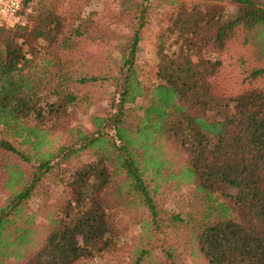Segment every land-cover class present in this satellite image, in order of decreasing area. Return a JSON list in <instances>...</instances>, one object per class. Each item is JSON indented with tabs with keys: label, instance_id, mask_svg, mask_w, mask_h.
Returning <instances> with one entry per match:
<instances>
[{
	"label": "trees",
	"instance_id": "1",
	"mask_svg": "<svg viewBox=\"0 0 264 264\" xmlns=\"http://www.w3.org/2000/svg\"><path fill=\"white\" fill-rule=\"evenodd\" d=\"M50 1H39L29 25L0 27V128L37 158L28 178L20 163L0 158V264L96 258L120 237L115 212L135 207L148 216L139 221L130 264H177L175 248L157 241L162 223L184 220L179 213L159 220L152 197L168 181L173 189L192 187L206 206L188 239L193 259L264 264V67L251 72L259 86L235 95L214 83L216 55L239 30L264 53V6L221 0L228 11L219 0H168L174 7L156 35L155 80L147 86L136 50L148 0L134 2L139 22L115 43L91 32V14L86 28H71V21L66 29ZM78 35L101 43L109 58L116 53L118 71L104 72L96 57L76 53ZM94 86L110 99L105 114L89 113L83 88ZM140 97L142 116L131 131L125 108ZM75 110L91 118V130L75 123ZM0 148L30 160L7 138ZM49 175L63 196L26 211Z\"/></svg>",
	"mask_w": 264,
	"mask_h": 264
},
{
	"label": "rangeland",
	"instance_id": "2",
	"mask_svg": "<svg viewBox=\"0 0 264 264\" xmlns=\"http://www.w3.org/2000/svg\"><path fill=\"white\" fill-rule=\"evenodd\" d=\"M41 0H32L22 11L25 25L31 23V15L35 12ZM138 0H51L50 3L56 12L65 18L64 24H67L69 30L71 28L81 30L88 26V22H84L91 14L92 23L90 24L91 32L102 36L105 40L110 37L108 42H114L115 39L130 34L133 30L134 22H139L138 17L134 19V13L140 8H135L134 2ZM203 1V0H202ZM211 2V0H208ZM220 1V2H219ZM216 1L227 7L228 11L233 8L226 2ZM264 6V0H256ZM144 15V25L140 31V40L136 50V68L139 77L147 86H150L155 80V45L156 35L161 27L167 26L165 23L166 15L173 10L168 0H148ZM245 31L239 30L237 35L228 43L226 49L218 53L216 56L220 60L221 65L214 83L226 95H235L248 89H252L260 85L258 79L251 76V72L257 68L264 67V53H260L254 42L244 43ZM76 53L81 56H94L101 66L102 71H113L116 73L121 66V59L114 53L111 58L104 53L101 43L90 37L78 35L75 37ZM106 58L109 61L104 60ZM84 91L88 94V102H90V114L102 115L109 109L110 99L106 95L104 89L94 87H85ZM86 89V90H85ZM145 101L138 98L133 103H128L125 108L124 125L129 130L136 129L138 121L142 116V109ZM72 118L78 126L92 129L91 118L75 110ZM7 138L19 150L23 151L25 156H30V160L26 161L16 154L5 151L0 148V158H8L13 163H20L24 168L27 178L30 177L35 170L36 156L33 155L34 150L28 144H20L21 137H14L12 133L5 134V130L0 128V139ZM173 183L162 182L158 191L152 193V197L157 205L159 220L171 221L175 214H180L183 222L162 223L163 241H157L175 248L174 258L177 264H199L190 256V248L188 239L190 231L196 220L201 216L205 209V203L199 196L193 194L192 187L181 186L173 189ZM153 187L150 183L149 190ZM63 196L60 189L53 183L51 175L47 179H43L37 184L31 197L25 203L26 211H37L44 204L55 203L58 197ZM5 191L0 190V203L5 199ZM116 211V210H115ZM148 212L144 208H122L115 212V221L119 229V239L113 246L101 253L93 259L83 260L76 264H130L133 255L134 246L137 244L139 235V221L141 218L147 217ZM166 244V245H165ZM133 249V250H132Z\"/></svg>",
	"mask_w": 264,
	"mask_h": 264
},
{
	"label": "built area",
	"instance_id": "3",
	"mask_svg": "<svg viewBox=\"0 0 264 264\" xmlns=\"http://www.w3.org/2000/svg\"><path fill=\"white\" fill-rule=\"evenodd\" d=\"M24 8V0H0V27L13 28L16 25H25L22 16Z\"/></svg>",
	"mask_w": 264,
	"mask_h": 264
},
{
	"label": "clouds",
	"instance_id": "4",
	"mask_svg": "<svg viewBox=\"0 0 264 264\" xmlns=\"http://www.w3.org/2000/svg\"><path fill=\"white\" fill-rule=\"evenodd\" d=\"M17 6H18V4H17Z\"/></svg>",
	"mask_w": 264,
	"mask_h": 264
}]
</instances>
